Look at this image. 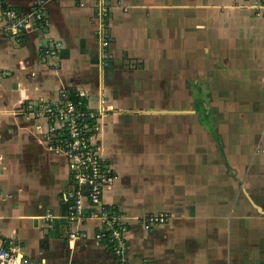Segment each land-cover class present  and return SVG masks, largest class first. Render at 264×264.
Returning a JSON list of instances; mask_svg holds the SVG:
<instances>
[{
  "label": "crops",
  "instance_id": "obj_1",
  "mask_svg": "<svg viewBox=\"0 0 264 264\" xmlns=\"http://www.w3.org/2000/svg\"><path fill=\"white\" fill-rule=\"evenodd\" d=\"M41 1L0 0V235L35 264H121L96 239L110 209L128 264H264V203L243 181L253 168L264 185V16L235 0H109L106 65L96 0H44V27H10L6 12L33 19ZM63 91L97 113L114 174L74 218L70 161L39 111ZM151 214L168 218L146 228Z\"/></svg>",
  "mask_w": 264,
  "mask_h": 264
},
{
  "label": "built area",
  "instance_id": "obj_2",
  "mask_svg": "<svg viewBox=\"0 0 264 264\" xmlns=\"http://www.w3.org/2000/svg\"><path fill=\"white\" fill-rule=\"evenodd\" d=\"M245 8H251L264 16V0H235ZM42 0L40 6L30 18H20L15 11L6 12L8 19H12L11 28L19 32H29L44 27L45 14ZM122 5L121 2H118ZM42 5V6H41ZM96 12L99 15V34L101 35V53L107 65L110 58V39L105 36L107 30L105 17L109 13V0H96ZM126 9V8H125ZM47 55H56V44L49 40L44 45ZM77 98V99H76ZM40 113L47 116L50 123L47 129V140L50 148L63 152L70 161L75 189L66 194V201L70 203L69 212L74 218L82 212L83 201L86 199L93 205H101L103 194L114 180L110 164L102 157L99 148L93 143V131L96 129L97 113L88 107L84 97L63 91L57 102L43 105ZM108 228L96 234V239L105 243L120 257L121 264H128L125 260L127 243L124 234L127 225L121 222L118 213L104 210L102 213ZM168 216L151 214L144 217V226L152 227L156 223H163ZM72 238L75 234L71 235ZM0 264H35L29 257L21 254L16 246L0 235Z\"/></svg>",
  "mask_w": 264,
  "mask_h": 264
},
{
  "label": "rangeland",
  "instance_id": "obj_3",
  "mask_svg": "<svg viewBox=\"0 0 264 264\" xmlns=\"http://www.w3.org/2000/svg\"><path fill=\"white\" fill-rule=\"evenodd\" d=\"M203 115H207L206 111H204ZM252 172V173H251ZM238 175V179L243 180L242 178H244L245 176L242 177V175L240 173H237ZM247 178H245V180H243L244 182H246V184H248L249 186V191L258 199H260L263 203H264V185H263V190L260 188V183L262 186V182H261V176L258 173L257 170H254L253 168H250L249 174L248 176H246ZM233 182L235 183V179L233 180ZM259 194V195H258ZM259 200V201H260ZM263 211H264V207H262Z\"/></svg>",
  "mask_w": 264,
  "mask_h": 264
},
{
  "label": "trees",
  "instance_id": "obj_4",
  "mask_svg": "<svg viewBox=\"0 0 264 264\" xmlns=\"http://www.w3.org/2000/svg\"><path fill=\"white\" fill-rule=\"evenodd\" d=\"M73 92V91H72ZM73 94H76L75 92H73ZM77 99V98H76Z\"/></svg>",
  "mask_w": 264,
  "mask_h": 264
}]
</instances>
